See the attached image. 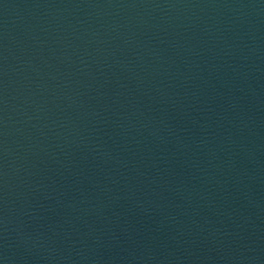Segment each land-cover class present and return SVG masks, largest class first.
Wrapping results in <instances>:
<instances>
[{"label": "water", "instance_id": "obj_1", "mask_svg": "<svg viewBox=\"0 0 264 264\" xmlns=\"http://www.w3.org/2000/svg\"><path fill=\"white\" fill-rule=\"evenodd\" d=\"M0 264H264V0H0Z\"/></svg>", "mask_w": 264, "mask_h": 264}]
</instances>
